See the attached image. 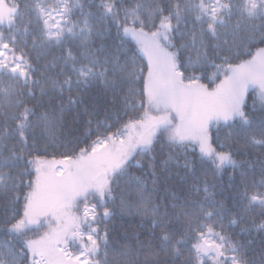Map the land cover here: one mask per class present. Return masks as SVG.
I'll list each match as a JSON object with an SVG mask.
<instances>
[{
	"label": "snow or ice",
	"instance_id": "snow-or-ice-1",
	"mask_svg": "<svg viewBox=\"0 0 264 264\" xmlns=\"http://www.w3.org/2000/svg\"><path fill=\"white\" fill-rule=\"evenodd\" d=\"M257 209L264 0H0V264H264Z\"/></svg>",
	"mask_w": 264,
	"mask_h": 264
},
{
	"label": "trees",
	"instance_id": "trees-1",
	"mask_svg": "<svg viewBox=\"0 0 264 264\" xmlns=\"http://www.w3.org/2000/svg\"><path fill=\"white\" fill-rule=\"evenodd\" d=\"M96 2L98 3L99 0H96ZM74 18L75 19L79 18V12L76 13V16ZM115 34H116L115 28H112V35L115 36ZM57 54L59 53L57 52ZM248 103L251 104V99L248 101ZM66 119L69 124V128L66 129V131H70L76 127L75 125L72 124L71 116H67ZM82 132H83V129L79 128L78 131H76L74 134L80 135ZM63 151H64L63 148L59 150V152H63ZM157 151H160V149L157 148ZM165 151L167 150L165 149ZM59 152H57L53 147L50 146L48 148V153H49L48 158L51 159L53 155H56V158H60ZM236 159L241 160L245 158L237 156ZM248 159L255 161L256 154L254 153ZM253 167L255 169V179L259 181L261 178L259 174V171H260L259 164H254ZM132 171L134 174L140 175V172L135 168V166L133 167ZM232 174H233L232 169L229 168L225 173H223L222 176L213 177L211 174L208 176L209 184L214 183L218 185V187L214 189L216 193V198L223 199L228 207H232V204H233V201L230 198V193L232 192V190L228 188L229 176ZM238 178L239 177L237 173V179ZM149 187H151V185H149ZM221 187L224 189L223 195H221ZM118 203L119 202H117V204ZM261 219H264V218L260 216L259 210L257 209L255 213L251 214V219H249L247 223L251 225L252 220L260 222ZM147 225H148L147 218H143L140 216L121 215L119 212V209L117 208V215L114 217V219L110 223V229H111L110 245L112 247H121L125 243L131 244L133 243L134 238L136 236H140L141 239L146 240L148 238L147 237ZM223 230H224V233L228 235L229 237H231L233 241H238L240 243L246 244L249 239L254 238L255 243L252 245V247L254 248L259 247V243L262 237L261 235L257 234L255 230L252 232V235L250 237L245 233H241L239 227L229 225L227 220H225ZM217 231H220L219 227L217 228Z\"/></svg>",
	"mask_w": 264,
	"mask_h": 264
}]
</instances>
